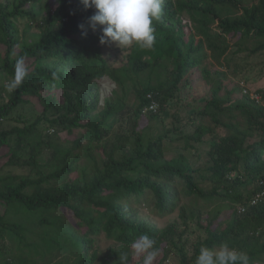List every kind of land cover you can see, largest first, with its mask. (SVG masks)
<instances>
[{
    "label": "trees",
    "instance_id": "obj_1",
    "mask_svg": "<svg viewBox=\"0 0 264 264\" xmlns=\"http://www.w3.org/2000/svg\"><path fill=\"white\" fill-rule=\"evenodd\" d=\"M41 1L0 4L1 72L9 82L19 57L28 67L18 89L8 92V82L2 85L0 97L6 93L7 100L0 104V118L19 104L40 106L34 121L17 117L10 129L0 126V241L8 247L0 249V264H93L96 254L90 249L98 236L115 240L125 251L141 234L156 239L160 253L154 264H163L175 226L158 228L138 207L147 204L170 214L182 195L193 200L222 196L234 207L218 208L200 223L206 237L193 244L189 257L180 248L179 264H195L201 246L217 249L225 243L246 252L250 262L263 259L264 198L250 201L264 179V103L243 86L237 99L231 97L235 89L221 95L226 73L220 67L229 52H264V0H163L161 17L153 22L154 46L142 49L134 43L120 67L106 58L99 43L102 26L89 27L95 9L81 1L75 6L61 0L40 20L38 34L28 35L39 19L32 6ZM20 17L27 19L22 32L15 21ZM195 71L210 86L199 116L227 129L214 133L212 126L199 124L179 137L194 157L204 151V162L196 167L183 153L166 158L173 139L165 133L144 140L137 122L132 147L116 158L120 145L108 135L123 104L109 97L100 108L98 81L107 78L122 88L125 77L149 72L154 83L138 90L134 113L153 119L179 97L188 83L185 77ZM148 93L158 103L156 111H142L150 103ZM206 134L210 137L204 140ZM11 138L16 147L27 143L29 152L19 154ZM97 151L104 157L98 158ZM29 217L38 218L32 226Z\"/></svg>",
    "mask_w": 264,
    "mask_h": 264
},
{
    "label": "rangeland",
    "instance_id": "obj_2",
    "mask_svg": "<svg viewBox=\"0 0 264 264\" xmlns=\"http://www.w3.org/2000/svg\"><path fill=\"white\" fill-rule=\"evenodd\" d=\"M60 1L42 0L40 3L33 4L32 7L36 10L39 19L32 22V27L28 31V35L33 36V34H38V23L40 20L48 13H51ZM69 1L77 6V3L81 0ZM254 1L248 0V3ZM5 2L6 0H0L1 5ZM184 18L189 21L188 17ZM15 21L18 24L19 31H24L27 19L20 17ZM129 47L120 49L115 45H104L103 51L107 59L112 61L116 67H120L126 61ZM3 52L4 46L0 42V59ZM227 58L220 67L226 73L223 81L224 89L221 90L220 94L223 95L224 91L235 89L236 91L231 97L237 99L241 96L242 88L244 87L243 89H246L249 93H257L264 103V98H261L264 93V52H258L256 54L229 52ZM205 62L213 69L214 65L210 59H207ZM185 78L188 79V83L183 87L179 97L172 99L165 108V111L153 119L149 115H141L138 118L134 113V109L139 104L138 90L148 83H154L152 75L149 72L139 76L131 74L130 79L125 77V83L122 88L107 78L98 81L100 108L103 106L104 99L109 97H114V100L119 99L123 104V111L117 114L115 124L108 135V139L111 142L120 145L114 152L116 158H124L126 156V148L132 147V131L135 129L134 125L137 122L136 129L143 133L144 140L148 138L155 139L158 135L165 133L168 134V139H173L171 143H167L166 158H170L171 155L183 153L196 167L204 162L206 157L204 151L198 158L194 157L193 152H188L183 149V140H179V137L192 133L199 124L212 126L214 133L223 130L227 131V129L214 126L208 117L202 119L199 116V111L202 110L206 101L210 98V86L206 84L200 73L196 71L190 72ZM6 82L8 81L0 69V89ZM1 96L0 104L3 100L4 102L7 100L6 93L2 92ZM54 110L55 108L48 110L47 116H51ZM39 113L40 106L36 104H19L7 116L0 118V126L4 129H10L14 126V120L17 117L32 122ZM224 119L227 120L225 117ZM209 137V134H206L203 139L207 140ZM254 139L255 137L251 138L250 141ZM10 143L23 156L29 152L30 147L27 143H22L19 147H16L12 138L10 139ZM45 152L46 150L41 154V160L46 157ZM95 154L100 159L104 157L103 153L98 151ZM229 206H233V203L229 200H224L222 196L213 197L210 200L202 198L193 200L190 197L182 195L181 202L170 214H159L154 208L147 206V204H143L138 208L139 213L158 228H166L169 225L175 226V234L172 236L173 241L171 242L168 258L163 264H179L180 248L189 257L193 252V244L206 237V233L200 226V223H203L208 217H211L218 208L226 207L225 210H228L227 207ZM235 207L237 208V206ZM37 219V217H29V226H32L30 225L31 221ZM0 249H8L6 242L0 241ZM129 250L130 248L125 251ZM29 251H31L30 248ZM93 251L96 254V259L93 264H119V253L124 250H122V247L115 240L100 235L94 240L90 253ZM67 254L69 253L63 254L62 257L65 258L68 256ZM137 263L141 264V260L133 259L130 256L129 264ZM250 264H254V262H250Z\"/></svg>",
    "mask_w": 264,
    "mask_h": 264
},
{
    "label": "clouds",
    "instance_id": "obj_3",
    "mask_svg": "<svg viewBox=\"0 0 264 264\" xmlns=\"http://www.w3.org/2000/svg\"><path fill=\"white\" fill-rule=\"evenodd\" d=\"M86 9H95L89 18V27L96 31L102 26L99 43L123 49L134 43L142 49H150L155 44L154 21L161 17L163 0H81ZM82 37L87 36L85 25H78ZM15 54V53H13ZM28 75L24 57L15 60L14 74L6 89L13 92L18 89ZM53 79H58V74H52ZM54 131L49 129V132ZM160 249L155 238L148 234H141L135 238L129 251L119 253V264H129L130 256L140 259L141 264H154ZM195 264H250L246 252L229 247L227 243L218 249L201 246Z\"/></svg>",
    "mask_w": 264,
    "mask_h": 264
},
{
    "label": "built area",
    "instance_id": "obj_4",
    "mask_svg": "<svg viewBox=\"0 0 264 264\" xmlns=\"http://www.w3.org/2000/svg\"><path fill=\"white\" fill-rule=\"evenodd\" d=\"M251 98L255 99L257 102H262L260 96L257 93H249ZM147 97L150 98V103L148 106H145L142 111H146L148 109L156 111L158 107V103L155 99L152 98L150 93L147 94ZM259 184L262 186L261 190L257 192L254 197L251 199L250 204H256L258 201H261L264 198V179L259 181ZM238 210L240 212L244 211V207L239 206ZM254 264H264V258Z\"/></svg>",
    "mask_w": 264,
    "mask_h": 264
}]
</instances>
